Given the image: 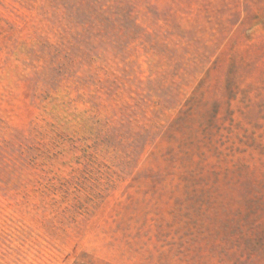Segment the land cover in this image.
Segmentation results:
<instances>
[{
	"label": "rangeland",
	"instance_id": "rangeland-1",
	"mask_svg": "<svg viewBox=\"0 0 264 264\" xmlns=\"http://www.w3.org/2000/svg\"><path fill=\"white\" fill-rule=\"evenodd\" d=\"M0 264H264V0H0Z\"/></svg>",
	"mask_w": 264,
	"mask_h": 264
}]
</instances>
